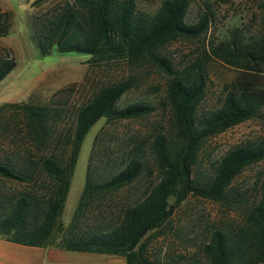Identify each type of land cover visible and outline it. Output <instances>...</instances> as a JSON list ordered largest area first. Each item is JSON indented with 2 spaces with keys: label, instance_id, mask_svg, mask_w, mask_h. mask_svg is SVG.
Returning <instances> with one entry per match:
<instances>
[{
  "label": "trees",
  "instance_id": "1",
  "mask_svg": "<svg viewBox=\"0 0 264 264\" xmlns=\"http://www.w3.org/2000/svg\"><path fill=\"white\" fill-rule=\"evenodd\" d=\"M232 2L160 0L147 12L136 0H65L30 16L31 38L42 55L53 46L58 53L89 55L90 66L127 73L96 84L70 114L51 101L0 105V129L8 130L1 120L7 112L20 122L9 132L22 131V142L31 144L0 152V240L120 258L124 264H159L146 257V246L192 196L215 204L221 216L204 228L195 250L203 264H264V167L250 188L238 181L249 166L264 162V0L244 1L238 23L225 35L214 34L217 8ZM193 4L196 11L189 18ZM9 16L0 13V36ZM174 42L198 47L175 61L168 51ZM212 59L234 73L216 104L201 109ZM14 64L11 56L0 55V80ZM143 67L163 75L162 95L155 103L119 105L122 95L141 83L136 70ZM154 113L159 120L140 137L119 139L105 130ZM99 120L81 192L63 222L81 142ZM247 120L257 121L260 133L229 145L203 166L207 140Z\"/></svg>",
  "mask_w": 264,
  "mask_h": 264
},
{
  "label": "rangeland",
  "instance_id": "2",
  "mask_svg": "<svg viewBox=\"0 0 264 264\" xmlns=\"http://www.w3.org/2000/svg\"><path fill=\"white\" fill-rule=\"evenodd\" d=\"M33 0H0V13H9L6 34L0 36V55L11 56L14 67L0 80V105L7 102H31L35 104H52L61 106L67 113L83 101L94 89V86L107 79H116L127 73L125 68L105 70L104 67L90 66L85 61L89 55L76 52H61L53 46L45 55L31 38L30 16L41 15L55 9L65 0H41L32 5ZM160 0H136L140 9L152 12ZM249 0H233L230 5L217 8L216 28L214 34L225 35L226 29L238 23V15L243 2ZM196 6L189 9V18L194 17ZM223 14L224 19H222ZM218 21L221 23L219 24ZM198 44L196 42H174L168 47L175 61L183 54L193 55ZM233 70L224 66L218 60L212 59L207 66V81L205 96L199 108L214 106L223 84L233 75ZM142 77L141 83L131 91L122 95L118 104L123 105L135 100L155 103L163 92V75L153 67H143L136 70ZM4 112L1 120L8 122V130L0 129V152L15 148L31 146L30 142L22 139L20 134H13L9 129L19 127L20 122L10 119ZM159 116L155 113L146 118L124 120L105 127L109 135L115 138L129 136L140 137L148 132L153 122ZM102 120L93 124L85 134L76 158L70 186L65 199L61 219L66 222L73 211L76 200L81 192L91 139L101 127ZM261 129L255 120H247L237 124L223 133L209 138L201 152L203 166H208L229 145L252 136L258 135ZM26 140V141H25ZM264 167V162L251 165L238 178L242 188H250L256 174ZM6 186L16 187L17 184L6 182ZM17 188V187H16ZM254 195L255 191H249ZM251 198V197H250ZM229 219L234 214L229 213ZM221 218L215 204L206 199L187 196L173 212L170 223L161 228V233L151 236L146 246V257L159 264H203L200 255L195 250L202 240L204 228ZM3 248V249H2ZM196 259V261H195ZM0 264H124L120 258L103 257L97 254L22 247L3 242L0 245Z\"/></svg>",
  "mask_w": 264,
  "mask_h": 264
},
{
  "label": "crops",
  "instance_id": "3",
  "mask_svg": "<svg viewBox=\"0 0 264 264\" xmlns=\"http://www.w3.org/2000/svg\"><path fill=\"white\" fill-rule=\"evenodd\" d=\"M3 242H4V241L0 240V245H2ZM2 249H3V248H2Z\"/></svg>",
  "mask_w": 264,
  "mask_h": 264
}]
</instances>
